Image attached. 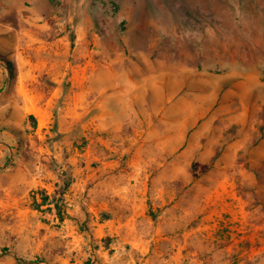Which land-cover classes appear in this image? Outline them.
<instances>
[{
	"label": "rangeland",
	"instance_id": "1",
	"mask_svg": "<svg viewBox=\"0 0 264 264\" xmlns=\"http://www.w3.org/2000/svg\"><path fill=\"white\" fill-rule=\"evenodd\" d=\"M0 63V264H264V0H0Z\"/></svg>",
	"mask_w": 264,
	"mask_h": 264
},
{
	"label": "crops",
	"instance_id": "2",
	"mask_svg": "<svg viewBox=\"0 0 264 264\" xmlns=\"http://www.w3.org/2000/svg\"><path fill=\"white\" fill-rule=\"evenodd\" d=\"M1 64V63H0ZM2 65V64H1ZM2 67V66H1ZM251 131L252 132H256L258 135H260L259 137H260V141L262 140V141H264V129H251ZM187 252L189 253V250H187ZM180 253V250L179 251H177V254H179ZM182 253V252H181ZM190 253L192 254H194V250H190Z\"/></svg>",
	"mask_w": 264,
	"mask_h": 264
},
{
	"label": "trees",
	"instance_id": "3",
	"mask_svg": "<svg viewBox=\"0 0 264 264\" xmlns=\"http://www.w3.org/2000/svg\"><path fill=\"white\" fill-rule=\"evenodd\" d=\"M12 69L10 68V71H11Z\"/></svg>",
	"mask_w": 264,
	"mask_h": 264
}]
</instances>
